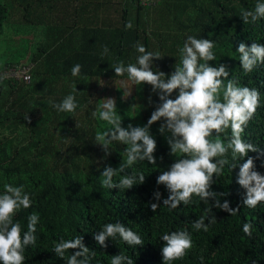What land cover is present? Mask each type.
Instances as JSON below:
<instances>
[{
	"label": "trees",
	"instance_id": "1",
	"mask_svg": "<svg viewBox=\"0 0 264 264\" xmlns=\"http://www.w3.org/2000/svg\"><path fill=\"white\" fill-rule=\"evenodd\" d=\"M85 1L0 0V75L7 73L9 77L0 82V193L9 183L24 185L30 194L32 206L20 209L14 217L22 232L27 230L29 214L35 212L40 217L37 245L26 249L25 264H65L52 251L53 243L76 236H83L85 245L95 252L91 264H110L112 256L119 253L131 257L134 264H163L165 242L161 235L184 229L191 233L193 247L172 264H264V204L257 209L244 207L245 190L236 183L238 167L231 173L226 166L223 176L216 179L214 175L211 186L213 191L229 193L220 197V202L228 200L232 208L239 205L237 214L230 215L212 206L213 200L205 203L197 197L193 203H181L169 211L163 205L169 193L157 185L156 178L176 158L168 155L166 139L158 132L162 121H158L151 126L157 141V164L138 162L113 178L118 182L123 175L143 172L144 183L125 190L104 188L100 174L105 166L119 167L126 159V145L114 141L105 156L95 135L111 126L92 115L105 97H111L122 127L146 124L159 102L158 95L150 85L132 86L128 82L132 92L123 98L127 93L121 81L127 78L116 76L112 66L118 61L135 63L139 54L134 45L139 42L148 51L161 53L152 70L170 73L179 62V49L192 35L215 42L216 60L209 64L227 65L229 78L260 91L261 107L243 135L264 150V65L244 73L236 52L241 42L264 44V19L244 23L240 16L242 10L254 9L258 0H154L146 7L139 0H114L109 21H91L94 24L90 27L69 13L70 5L78 2L83 9H92L83 5ZM120 2L122 7H118ZM127 21L133 24L128 30ZM39 30L42 37L35 40L32 32ZM75 64L82 65L79 77L71 74ZM24 67L30 74L28 81L10 74ZM69 94L75 95L79 105L74 113L58 112L51 106ZM257 155L249 152V156ZM255 170L264 175V155L255 159ZM156 191L161 193L159 201L154 197ZM151 203L160 204L155 212ZM211 207L215 222L209 230H193L192 222ZM117 221L137 232L144 244L129 247L117 236L106 241L107 248L99 246L93 233ZM247 221L253 225L251 237L242 231Z\"/></svg>",
	"mask_w": 264,
	"mask_h": 264
},
{
	"label": "clouds",
	"instance_id": "2",
	"mask_svg": "<svg viewBox=\"0 0 264 264\" xmlns=\"http://www.w3.org/2000/svg\"><path fill=\"white\" fill-rule=\"evenodd\" d=\"M240 16L244 23L254 24L264 19V2L258 0L254 9L242 10ZM132 27L131 21L125 23L126 30ZM134 47L139 54L135 63L125 64L118 61L112 66L116 76L127 78L121 81L127 93L123 98L131 95L132 88L127 86L131 82L132 86L150 85L151 91L158 95L159 102L143 126L129 123L127 127H122V118L117 115V105L111 97H105L93 112L92 115L99 121L107 122L111 126L97 131L95 135L96 143L103 147L105 156L110 154V145L114 141L126 145V159L118 168L105 166L100 174L103 177L101 186L125 190L144 183L143 172L123 175L118 182L113 178L117 172L123 173L126 168H131L138 162L157 164V157L154 155L157 141L151 133V126L162 121L158 132L166 139L168 155L176 158L156 178L157 185H163L169 193L163 199V205L169 211L177 209L181 203L187 206L193 203V197H197L205 203L213 200L212 206L230 215L237 214L239 205L232 208L228 200L220 202V197L229 193L216 192L211 188L215 182L214 175L216 179L223 176L226 166L231 173L239 168L236 183L245 190L242 197L244 207L257 209L264 204V175L255 170V159L264 155V150L246 140L243 135L257 109L261 107L260 91L257 88L241 86L237 79L229 78L227 65L209 64V61L216 60L213 51L215 42L211 39L189 35L179 49V62L170 73L152 70L154 60L162 58L160 52L148 51L139 42ZM107 52L105 46L104 53ZM236 52L239 53L240 66L244 73H251L264 65V44L253 41L249 46L241 42ZM81 68L80 64L72 66V76L79 77ZM8 78V74L4 73L0 75V82ZM151 102L149 97V103ZM51 106L58 112L74 113L79 105L75 95L69 94L61 102L52 103ZM25 119L30 122L29 116ZM229 129L230 135H227ZM221 134H225L224 138H221ZM249 152L258 155L249 156ZM160 160H163V156ZM3 188V193H0V264H25L26 249L37 245L36 233L40 217L35 212L29 214L27 230L22 232L20 223L14 222V217L20 209L32 206L30 194L24 190V185L5 183ZM154 197L159 201L161 193L154 192ZM159 206V203H151L152 211L155 212ZM211 212L212 207L206 209L203 215L192 222V229L207 232L215 222V217L210 216ZM206 219L208 223H205ZM252 227L251 221L245 222L243 233L251 237ZM117 236L129 247L144 244L137 232L119 221L106 223L100 231L93 233L95 242L102 248H107L108 239L115 240ZM160 238L165 242L161 249L163 264H172L175 260L183 259L193 247L192 235L187 229L165 232ZM72 249L78 250L66 256ZM52 251L65 264H91L95 257V252L85 245L83 236L61 238L53 243ZM110 264H134V260L119 253L112 256ZM252 264L257 262L253 261Z\"/></svg>",
	"mask_w": 264,
	"mask_h": 264
},
{
	"label": "crops",
	"instance_id": "3",
	"mask_svg": "<svg viewBox=\"0 0 264 264\" xmlns=\"http://www.w3.org/2000/svg\"><path fill=\"white\" fill-rule=\"evenodd\" d=\"M79 2H80V0H79ZM79 2L70 5L69 13L75 17L79 16V20L87 22L88 27H90L91 24H94V22H102V21L108 22L109 21L108 15L111 12H113V10H114V8L112 7L114 0H95V2H102V5L99 7L96 6L95 2L88 3L87 0L85 1V3L83 2V5L88 4V5H90V7L92 9H90L89 7H85L83 9V7H81V4ZM109 2H110V5L107 6V4ZM119 4H120V6L118 5V7L123 6L121 2ZM123 4L125 5V3H123ZM80 7H81L82 11L80 10ZM75 8H77V9H75ZM130 9H131L130 12H133V13L135 12V10L133 8H130ZM64 12H65V10H64ZM64 15L65 14H63V16ZM117 17H118V15H117ZM96 19H97V21H96ZM91 21H94V22L91 23ZM32 34H33L35 40L36 39L38 40V38L42 37L41 30L37 31L36 33L33 31Z\"/></svg>",
	"mask_w": 264,
	"mask_h": 264
},
{
	"label": "built area",
	"instance_id": "4",
	"mask_svg": "<svg viewBox=\"0 0 264 264\" xmlns=\"http://www.w3.org/2000/svg\"><path fill=\"white\" fill-rule=\"evenodd\" d=\"M140 4L143 6H151L154 4V0H139ZM27 67L22 68L20 71H12L10 74L13 76L21 77L24 81H28L30 79V74L27 72Z\"/></svg>",
	"mask_w": 264,
	"mask_h": 264
},
{
	"label": "rangeland",
	"instance_id": "5",
	"mask_svg": "<svg viewBox=\"0 0 264 264\" xmlns=\"http://www.w3.org/2000/svg\"><path fill=\"white\" fill-rule=\"evenodd\" d=\"M153 11V10H152ZM155 12H156V10H155ZM26 34V33H25ZM2 46V44H0V51L2 52L3 51V48L1 47Z\"/></svg>",
	"mask_w": 264,
	"mask_h": 264
}]
</instances>
